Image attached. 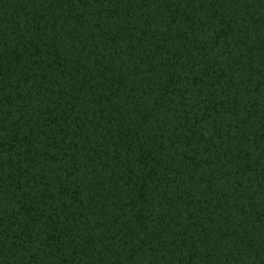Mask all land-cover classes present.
Returning a JSON list of instances; mask_svg holds the SVG:
<instances>
[{
    "label": "trees",
    "instance_id": "trees-1",
    "mask_svg": "<svg viewBox=\"0 0 264 264\" xmlns=\"http://www.w3.org/2000/svg\"><path fill=\"white\" fill-rule=\"evenodd\" d=\"M0 264H264V0H0Z\"/></svg>",
    "mask_w": 264,
    "mask_h": 264
}]
</instances>
